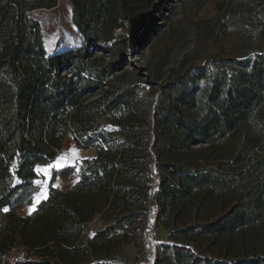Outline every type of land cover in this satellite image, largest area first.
<instances>
[{
  "label": "trees",
  "instance_id": "obj_1",
  "mask_svg": "<svg viewBox=\"0 0 264 264\" xmlns=\"http://www.w3.org/2000/svg\"><path fill=\"white\" fill-rule=\"evenodd\" d=\"M58 1L0 0V264H123L128 246L142 264H264V0H70L80 45L48 55L27 13ZM157 10L152 36L194 13L199 39L236 43L152 85L126 63ZM70 133L95 154L35 201Z\"/></svg>",
  "mask_w": 264,
  "mask_h": 264
},
{
  "label": "rangeland",
  "instance_id": "obj_2",
  "mask_svg": "<svg viewBox=\"0 0 264 264\" xmlns=\"http://www.w3.org/2000/svg\"><path fill=\"white\" fill-rule=\"evenodd\" d=\"M212 6V1L206 3L199 16L209 17L213 12ZM158 10L157 14L150 18L148 28L140 35L139 39L137 38V41L134 36L133 41L137 43V48L131 55L132 60L126 63L128 69H133L141 80L149 81L152 85L157 86V84L165 83L180 71L181 66L190 61L199 64L209 54H227L236 43L231 36L206 40L200 36L199 39L194 24L196 18L194 13H189L182 20H178L170 35L156 33L152 36L151 28H154L153 26L160 19ZM27 16L39 20L48 55L80 45V36L72 23L70 0H59L52 9L33 10L28 12ZM95 152L94 148L81 150L76 147L72 134H68L56 159L51 164L42 166L40 169L43 171L38 172L39 179L35 182V201L46 195L52 168L58 169L77 163L81 159L93 156ZM75 179V174L69 179L57 176L54 185L66 190ZM33 209L34 205L31 204L18 211L20 214H28ZM99 225L100 220L97 218L88 224L90 230ZM88 233L89 230L86 235ZM150 233L156 242L162 240L167 234L161 227L152 229ZM124 249L125 251L121 255L123 264H142L145 255L137 258V251L134 247L128 246Z\"/></svg>",
  "mask_w": 264,
  "mask_h": 264
},
{
  "label": "snow or ice",
  "instance_id": "obj_3",
  "mask_svg": "<svg viewBox=\"0 0 264 264\" xmlns=\"http://www.w3.org/2000/svg\"><path fill=\"white\" fill-rule=\"evenodd\" d=\"M47 167H51V166H47ZM37 171H38V172H41V171H43V170L40 169V167L38 166Z\"/></svg>",
  "mask_w": 264,
  "mask_h": 264
},
{
  "label": "crops",
  "instance_id": "obj_4",
  "mask_svg": "<svg viewBox=\"0 0 264 264\" xmlns=\"http://www.w3.org/2000/svg\"><path fill=\"white\" fill-rule=\"evenodd\" d=\"M42 166H44V165H42ZM42 166H40V168L42 167ZM56 180V179H55ZM55 180H54V182H55ZM54 182H53V186H55L54 185ZM47 192V191H46ZM47 196V193H46V195L44 196V197H46Z\"/></svg>",
  "mask_w": 264,
  "mask_h": 264
},
{
  "label": "built area",
  "instance_id": "obj_5",
  "mask_svg": "<svg viewBox=\"0 0 264 264\" xmlns=\"http://www.w3.org/2000/svg\"><path fill=\"white\" fill-rule=\"evenodd\" d=\"M35 193H36V191H35Z\"/></svg>",
  "mask_w": 264,
  "mask_h": 264
}]
</instances>
